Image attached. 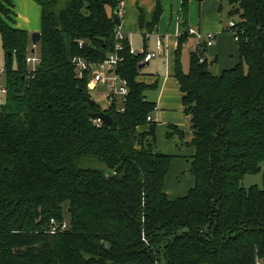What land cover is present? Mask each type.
I'll return each mask as SVG.
<instances>
[{"label":"trees","instance_id":"obj_1","mask_svg":"<svg viewBox=\"0 0 264 264\" xmlns=\"http://www.w3.org/2000/svg\"><path fill=\"white\" fill-rule=\"evenodd\" d=\"M34 1L36 70L14 0H0V264H264V174L262 187L244 186L264 164V0H221L239 62L220 74L200 57L205 45L183 70L192 0H182L174 77L190 121L194 186L178 198L165 188L174 156L155 148L157 106L146 93L157 85L139 81L145 54L122 42L116 72L129 93L105 110L92 98L91 69L80 79L74 64L97 66L115 52L123 0ZM161 13L158 2L152 26ZM101 112L112 125L95 122ZM176 133L183 137L176 126L168 136Z\"/></svg>","mask_w":264,"mask_h":264},{"label":"crops","instance_id":"obj_2","mask_svg":"<svg viewBox=\"0 0 264 264\" xmlns=\"http://www.w3.org/2000/svg\"><path fill=\"white\" fill-rule=\"evenodd\" d=\"M158 2L161 5L162 13L156 26H152L153 16L157 9ZM221 0H192L189 4L188 28L194 29L203 35L214 34L215 39L211 47L203 50L207 59L212 63V68L217 74L235 67L239 62V46L234 35L227 30L230 22L228 10L223 7ZM15 12L17 14V25L19 28L31 33V29L40 32L41 9L34 0H14ZM124 14L120 16L121 31L129 42L130 48L139 53L141 51L157 53L158 43L162 44L161 52L141 69L139 81L149 85H157L153 90H159L155 99H149L157 106L152 119L156 122L157 129L161 123L166 124V137L175 140L179 148L189 147L188 141L192 137L188 116L182 103V93L175 76L177 51L182 33V0H123ZM38 14L39 27L33 25L31 15ZM143 15V22L140 23ZM35 27V28H31ZM189 35V33L187 32ZM194 41V42H193ZM191 42V47L187 48ZM198 42L189 35L180 50V60L183 70L188 56L196 49ZM3 70H1L2 72ZM178 127L183 137L174 134L169 137L171 127ZM156 150L165 154V146H159L155 142ZM194 151L190 153V157ZM169 155V154H168ZM178 157V156H176ZM189 157L188 169L190 170L191 158ZM172 160L170 169H173ZM168 179V178H167ZM173 191V190H172ZM172 193V192H171Z\"/></svg>","mask_w":264,"mask_h":264},{"label":"built area","instance_id":"obj_3","mask_svg":"<svg viewBox=\"0 0 264 264\" xmlns=\"http://www.w3.org/2000/svg\"><path fill=\"white\" fill-rule=\"evenodd\" d=\"M124 14V8L123 5L120 7L119 15ZM229 31L235 35V40L237 41L238 38L236 36V24L234 21H230L228 24ZM189 35L194 37L196 41L198 42L196 46V50L199 48V45L201 42L206 47H211L213 45L215 35L214 34H206L203 35L201 33H198L194 29L189 30ZM116 38L118 41V44L116 45L115 52L111 54L103 63L92 66L89 65L86 61L78 59L74 60V64L77 68L78 72V78L82 79L85 76V71L91 69L92 74L89 81V86L91 89H96L98 86H101L104 89L106 100L109 104L116 103L117 105L122 106L126 100L127 95L129 93V88L127 86V82L119 77L117 74V67L119 64L123 61V58L120 56L119 52L123 50L122 42L125 41V36L123 32L121 31L120 26L118 27ZM36 49V48H35ZM157 53H151L146 51H141L139 53L134 52L132 49L130 50V53L132 55H143L145 54L144 62H149L153 58H155L162 50V44L159 42L157 47ZM41 57L35 52L34 54H30L27 57V65L33 69L36 70L37 66L41 63ZM3 73V71L1 72ZM0 93L4 94L6 93V89L3 86V83L0 79ZM96 123H102L101 120L96 119Z\"/></svg>","mask_w":264,"mask_h":264},{"label":"rangeland","instance_id":"obj_4","mask_svg":"<svg viewBox=\"0 0 264 264\" xmlns=\"http://www.w3.org/2000/svg\"><path fill=\"white\" fill-rule=\"evenodd\" d=\"M31 19L33 21V25L37 27H39V18H38V14L31 15ZM31 28H35V27H31ZM31 35L35 31V29H31ZM194 42V41H193ZM32 43V41H31ZM191 42H189L188 45V49L189 47H191ZM203 43L201 42V44L199 45V47H201V49H203ZM188 63H189V59L188 56L186 58L185 61V69L188 68ZM5 64H6V60H5V54L4 51L2 49V46L0 44V72L1 70L5 69ZM188 70V69H187ZM213 72L216 73V71L213 69ZM91 95L92 98L101 106L102 109H107L109 107V103L106 100L105 97V92L104 89L101 86H98L96 89H92L91 90ZM159 94V90H149L147 91L146 95L147 98L149 99H155ZM0 100H4V95L0 93ZM190 124L189 118L187 120ZM160 126L161 130H165L166 129V124L161 123V125H158V127ZM160 129H157V135H156V142L159 146H165V150L168 151L169 155L174 156L173 160H174V166L173 169L169 171L168 173V179L166 181V192L167 194L170 196V198H178V197H182L185 196L189 190L194 186V179L191 176L189 169H188V161H189V157H190V153H192L194 151V148L192 146L189 147H185V148H179L176 146L175 140H172L170 138L166 137V133H162L160 132ZM178 156V157H176ZM90 167L93 168H101L102 166L99 163H91ZM262 170L260 173L256 174V175H250L247 176L245 178L244 181V186L246 188H249L253 185H257L259 187H262V182H263V174H264V164H262ZM173 190V191H172ZM172 192V193H171Z\"/></svg>","mask_w":264,"mask_h":264},{"label":"water","instance_id":"obj_5","mask_svg":"<svg viewBox=\"0 0 264 264\" xmlns=\"http://www.w3.org/2000/svg\"><path fill=\"white\" fill-rule=\"evenodd\" d=\"M224 4H226V1H223ZM239 12V10L237 9L234 13H233V16H235L237 13ZM114 23L119 27L121 26V19H120V15L119 13L116 11L114 13ZM41 40V33L40 32H34L32 35H31V41H32V49H31V53L34 54L36 52V46L37 44L40 42ZM204 56V51H202L200 53V57L202 58ZM148 63H144L142 65H140L139 69H143L145 66H147ZM94 117L96 119H99L101 121H103L105 124L107 125H112L113 123V120L111 118L110 115L104 113V112H101V113H97L94 115Z\"/></svg>","mask_w":264,"mask_h":264}]
</instances>
